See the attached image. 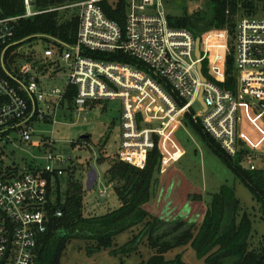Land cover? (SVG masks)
<instances>
[{
    "label": "built area",
    "instance_id": "obj_1",
    "mask_svg": "<svg viewBox=\"0 0 264 264\" xmlns=\"http://www.w3.org/2000/svg\"><path fill=\"white\" fill-rule=\"evenodd\" d=\"M35 1L23 0L24 16L0 18V264H33L40 237L63 217L56 179L75 164L35 126L57 125L65 109L86 114L96 102L121 100L119 161L144 169L158 148L164 171L181 154L174 133L187 114L233 159L242 151L246 122H264V11L240 12L230 40L227 30L196 37L171 27L164 0H82L57 9L77 10L76 44L47 37L43 55L21 65L16 48L24 40H16L17 23L40 14L32 11ZM121 2L124 29L105 11ZM231 50L233 90L225 88ZM118 53L132 62L111 61ZM199 100L203 107L195 114ZM4 146L43 155L22 171L3 165ZM242 167L257 170L256 156L247 155Z\"/></svg>",
    "mask_w": 264,
    "mask_h": 264
},
{
    "label": "trees",
    "instance_id": "obj_2",
    "mask_svg": "<svg viewBox=\"0 0 264 264\" xmlns=\"http://www.w3.org/2000/svg\"><path fill=\"white\" fill-rule=\"evenodd\" d=\"M82 0H36L31 18L18 21L16 40L29 41L50 37L68 45L77 42L79 19L76 9H57L79 3ZM211 13L207 16H168L170 26L185 29L199 37L211 30H227L233 39L240 12L256 13V1L264 0H209ZM108 18L124 29L126 4L105 6ZM25 15L23 0H0V18H17ZM98 58L95 55H91ZM34 60V59H30ZM111 61L131 63L123 54L111 55ZM228 83L225 88L234 89V57L231 50L227 60ZM191 129L227 165L235 177L242 181L261 205L264 214V170L250 171L241 161L247 152L241 151L233 159L205 132L190 114L184 119ZM184 123V122H183ZM163 159L158 148L152 151L144 169L127 163L112 161L106 172L109 184L121 202V207L104 215H85L86 187L82 180L69 174L67 189L62 192V178L56 179V202L63 210V217L53 219L48 233L40 237L33 264H62L64 253L73 239L93 242L94 249H107L119 234L141 227L138 235L129 243L132 251L143 239L155 255L148 264H184L178 257L167 262L165 254L191 246L208 264H264V247L255 249L252 239V222L247 214L239 218L240 204L229 186L212 196L210 207L205 209L201 190L180 173L169 168L163 170ZM182 217V218H181ZM204 217V218H203ZM203 218L202 222L201 219ZM183 219V220H180ZM96 246V247H95Z\"/></svg>",
    "mask_w": 264,
    "mask_h": 264
},
{
    "label": "rangeland",
    "instance_id": "obj_3",
    "mask_svg": "<svg viewBox=\"0 0 264 264\" xmlns=\"http://www.w3.org/2000/svg\"><path fill=\"white\" fill-rule=\"evenodd\" d=\"M255 3L258 13L264 11L263 1ZM164 5L167 13L173 17L183 15L200 17L211 13L209 0H164ZM47 46L45 37H37L21 43L16 48L20 58L23 59L21 65L25 59H36L42 56ZM68 74L69 70H67ZM201 109V104L197 103L193 112L199 114ZM121 113V100L110 99L89 105L86 114L65 109L59 117V123L55 126L50 124L35 126L39 130V135L52 139L56 143L55 152L73 159L77 168L75 177L82 180L84 186L91 168L98 173L95 186L91 191H86L84 196L85 215L88 217L104 215L121 207L114 185L108 183L105 175L112 161L118 158L121 142ZM257 121V125L252 120H248L244 125L246 131L244 139L252 151L254 146H264V122L260 119ZM83 136H90V139L82 140ZM174 140L182 149V153L170 166L181 171L191 184L201 190L206 210L211 205L213 195L217 194L223 186L231 187L240 204L239 218L244 214L248 215L252 222L253 246L255 249H262L264 247V214L261 205L249 188L235 177L227 165L185 121L174 133ZM4 150L3 165L19 168L22 171L26 170L28 164L35 161L34 156L43 155V152L23 146H4ZM37 163L42 162L37 161ZM259 166L262 167L264 164ZM68 177L69 175L62 177L63 192L67 189ZM54 195L56 198V190ZM140 230L141 227L119 234L113 239L110 248L101 250L94 249L93 242L73 239L67 246L62 264H148L155 252L149 247L147 239H143L132 251H128L129 243ZM178 257L184 264H208L191 246L177 248L164 256L167 262H172Z\"/></svg>",
    "mask_w": 264,
    "mask_h": 264
},
{
    "label": "crops",
    "instance_id": "obj_4",
    "mask_svg": "<svg viewBox=\"0 0 264 264\" xmlns=\"http://www.w3.org/2000/svg\"><path fill=\"white\" fill-rule=\"evenodd\" d=\"M257 124L258 123L256 122V125ZM244 133L246 134L245 127H244ZM242 144L243 145H241V148H242L243 152H247V153H249L251 155L256 156L257 161H258L257 162V169L264 170V166H262V167L259 166L260 164H264V146H254L253 147V151H252V150H250V146H247V142L244 141ZM179 148H180V146H179ZM180 150H181V153H182V149L181 148H180ZM171 169L175 170L177 173H180L182 176H184L181 173V171L176 170L174 166H172ZM187 181H188V179H187Z\"/></svg>",
    "mask_w": 264,
    "mask_h": 264
},
{
    "label": "water",
    "instance_id": "obj_5",
    "mask_svg": "<svg viewBox=\"0 0 264 264\" xmlns=\"http://www.w3.org/2000/svg\"><path fill=\"white\" fill-rule=\"evenodd\" d=\"M199 103L203 107V103L201 100H199ZM81 139L82 140H89L90 136H83ZM97 181H98V173L96 172V170L94 168H91V171L87 174V181H86V186H85L86 191H91V189L95 186Z\"/></svg>",
    "mask_w": 264,
    "mask_h": 264
}]
</instances>
